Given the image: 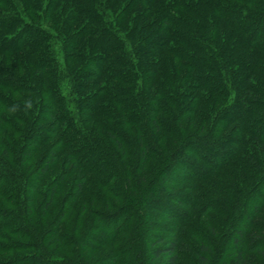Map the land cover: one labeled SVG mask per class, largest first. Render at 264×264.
I'll return each mask as SVG.
<instances>
[{
  "label": "trees",
  "instance_id": "obj_1",
  "mask_svg": "<svg viewBox=\"0 0 264 264\" xmlns=\"http://www.w3.org/2000/svg\"><path fill=\"white\" fill-rule=\"evenodd\" d=\"M59 158L63 170L46 183ZM81 170L85 176L68 184ZM92 177L122 194L127 182L148 184L141 203L125 198L134 228L131 221L114 228L118 216L101 213L106 223H91L84 237L101 227L110 236L74 241L79 259L107 244L110 264H123L131 240L121 243L120 231L155 228L158 219L192 233L195 221L241 206L239 214L264 228V0H0V252L29 239L23 243L40 249L39 264H71L42 246L50 238L71 243L61 223ZM147 205L160 210L154 222ZM165 226L169 235L146 238L144 261L163 255L158 264H177L189 245ZM245 228L234 229L242 244ZM193 238L204 245L196 231ZM252 240L264 259V244Z\"/></svg>",
  "mask_w": 264,
  "mask_h": 264
},
{
  "label": "rangeland",
  "instance_id": "obj_2",
  "mask_svg": "<svg viewBox=\"0 0 264 264\" xmlns=\"http://www.w3.org/2000/svg\"><path fill=\"white\" fill-rule=\"evenodd\" d=\"M102 142H107L109 141L112 143L111 140L107 139H101ZM108 142V143H109ZM51 143H48L45 145L43 148H41L36 154L33 155L34 159H38L39 155H41L44 150L50 146ZM40 152V154H39ZM135 155V154H132ZM64 157V156H62ZM63 158H59L51 167L50 171L47 173V182H50L52 178H55L61 171L63 170V165H61ZM34 162V161H33ZM105 162V161H104ZM136 161H133L135 163ZM32 163L30 162V165ZM132 167V165H131ZM29 168V166H28ZM35 168L33 164L31 165V169ZM133 169V167H132ZM154 171L150 172L149 176L146 177L147 181L150 180V182L153 180L155 177L157 170L153 168ZM69 169H67L68 171ZM97 172L100 174L103 173V170L106 171V169L98 167L95 168ZM179 171V170H177ZM71 173V171H69ZM136 173V172H135ZM72 175L68 179V184H73L74 182H78L81 180L84 176L85 173L84 171H78L71 173ZM134 176V175H132ZM91 177V176H89ZM94 180V183L91 185V187H85L83 194L80 197V202L84 204V207H81V204L76 203L75 207L66 213V215L63 218V222L61 223V226L65 227L64 229L71 235V243L67 244L66 246L59 245L56 243L55 245L51 244V241L53 239H49L47 242H44L43 244V249L44 251L47 252L50 256L56 259H61L63 258V261H68L71 264H77L79 262H83L84 264H95L98 261L102 260L103 264H110V261L106 258L108 257L107 253L110 250V247L107 246V244H104L103 246H96L94 248H89L87 251H85L83 254L80 255V258H77V254L74 253L75 251L73 249V243H84L88 242L92 245L96 243L94 238V235L97 233L95 232H90L93 236L89 239L88 236L84 237V234L88 231L87 228L93 223V225H98L105 221L106 223V218L110 216H118V218L114 221L113 225L114 228L120 227L122 223L127 222L130 223L131 221V227L134 228V225L136 224V219L135 216L134 218H131L130 220L127 219L128 214L130 213L129 210H126L125 208L127 207L126 200L125 198L130 197L134 198L137 202L141 203L142 199H138L139 196H141V191L140 188L146 187L148 183H139L137 185L131 184L130 182H127L126 187L130 184V188H125L122 191L117 190L116 188L113 189L111 185L109 184L107 188L105 187L101 188L99 184L95 181L96 179L92 177ZM117 180V179H116ZM151 185V184H150ZM134 186V187H133ZM152 188L155 186V183L151 185ZM45 187V185H44ZM134 189H133V188ZM173 189H177L176 186H173ZM179 189V188H178ZM95 191V192H94ZM180 191V190H179ZM42 194L38 197L35 198L36 205L39 204L40 200L42 201L46 194L44 191H42ZM65 190L58 196V200L56 201L52 207H50L48 213L46 214L48 222L53 221L56 218V215L60 212V207L61 205L58 204V201L63 197L62 195L64 194ZM140 192V193H139ZM178 192V191H176ZM93 193H96L95 196H92ZM37 199V200H36ZM172 201H169L168 205H172L171 208H175L176 205L172 203ZM126 206V207H125ZM148 206V205H147ZM146 206V207H147ZM155 206L149 205L148 209L152 211L153 216H149V220L153 221L154 216L160 215V210L158 208H154ZM163 207L162 209H164ZM82 209V210H80ZM105 211H101L104 210ZM245 209V207H236L235 210L233 211H228L226 214H221V213H213V214H208L206 217V224L203 223H196L195 221V228H193L191 231H185L181 228L173 230L171 226H169V223H165L164 221H160V219L157 220L155 228H151L149 225L144 223L143 228L138 231L132 230V228H129V226L124 227L122 231H120V235L122 237V241L126 240H131V247L127 246L130 250L129 253H127V256L124 258V263L123 264H139L140 260H143L142 264H158L161 263L163 260L164 256L161 255L158 259H155L153 261H144V257L146 256V252L144 247L149 248L151 247V244L147 242L146 238H150L151 236H165L169 235L168 232L164 231L161 229V226L166 225L165 229L169 227V231L171 232H177L179 234H184L185 235V243L189 242V245L187 244L186 247L182 249L180 253H178V260L177 264H234L236 257L235 254L237 252H240L242 255V258L245 260L249 261L252 264H263L264 259L257 253L253 252L251 250V247L253 246L252 238H255L256 236L261 240L260 243L264 244V228L261 229L260 226L257 225V222L255 220V217H247L242 216L239 214ZM110 213L108 217H103L104 214L101 213ZM108 212V213H107ZM163 213H167L165 210L162 211ZM248 213V210H246ZM128 213V214H127ZM126 217V218H125ZM80 218L78 222H81L78 226L77 223L75 222V219ZM239 218V219H238ZM253 218V219H252ZM127 219V220H126ZM156 221V220H155ZM154 222V221H153ZM172 222H177L175 218L171 220ZM170 223V224H171ZM193 223V222H192ZM168 224V225H167ZM246 225V230L243 233V244L239 243V241L236 240L237 238V233H234L235 228H239V230H242V226ZM194 226V225H193ZM190 228V227H189ZM103 229V230H101ZM101 231H105L107 233H99L96 235L100 236L102 234L101 240H104L106 236H110V231L106 227H101ZM100 231V232H101ZM134 231V232H133ZM197 232L198 237L201 238L202 241H204L203 246H199L198 241L193 238V233ZM184 232V233H183ZM138 234V235H137ZM105 235V236H103ZM177 236V235H176ZM175 236V238H177ZM174 238V237H173ZM12 241L15 240L10 238ZM20 243L23 245V249L20 250H12V251H7V252H0V260L4 261H19L25 264H39L40 260L35 259L36 256H38L41 251L40 249H36L35 247L32 249L30 245L27 243L26 245L23 242H29V239H18ZM167 240V239H166ZM257 241V240H256ZM95 242V243H94ZM255 242V241H254ZM259 244V242H258ZM122 245V244H121ZM123 246V245H122ZM154 245L153 247H155ZM126 246H124L125 248ZM142 248V249H141ZM82 250H86V248H82ZM127 250V249H126ZM128 252V251H126ZM201 255V259L205 260V262H198L199 256ZM77 262V263H76ZM9 263V262H8ZM122 261L120 260L119 264H121Z\"/></svg>",
  "mask_w": 264,
  "mask_h": 264
}]
</instances>
